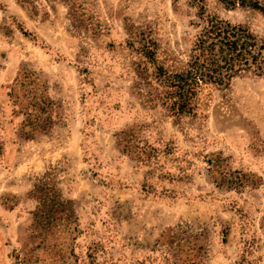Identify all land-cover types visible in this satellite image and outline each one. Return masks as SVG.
I'll return each mask as SVG.
<instances>
[{"label": "rangeland", "instance_id": "rangeland-1", "mask_svg": "<svg viewBox=\"0 0 264 264\" xmlns=\"http://www.w3.org/2000/svg\"><path fill=\"white\" fill-rule=\"evenodd\" d=\"M212 15L264 37L222 0H0V264H169L168 228L202 264H264V75L207 84L180 117L135 89L142 38L176 70ZM46 171L66 202L49 226Z\"/></svg>", "mask_w": 264, "mask_h": 264}, {"label": "trees", "instance_id": "trees-1", "mask_svg": "<svg viewBox=\"0 0 264 264\" xmlns=\"http://www.w3.org/2000/svg\"><path fill=\"white\" fill-rule=\"evenodd\" d=\"M231 6L257 10L264 15V0H222ZM138 52L153 63L149 71L146 63L136 62L134 72L136 93L145 95L150 106H162L176 117L192 115L197 95L203 86L226 87L231 79L244 72L264 75V37H259L242 24H233L219 16H206L194 36L186 61L176 70L156 65L157 44L142 38ZM33 130L40 119L32 120ZM31 194L37 200V217L46 226L63 219L65 201L60 200L56 180L48 172L35 179ZM38 222V221H37ZM178 229L168 228L157 244L167 247L169 264H202L198 252L203 246L191 245L192 234L181 237ZM199 234V233H198ZM197 236V234H195Z\"/></svg>", "mask_w": 264, "mask_h": 264}]
</instances>
